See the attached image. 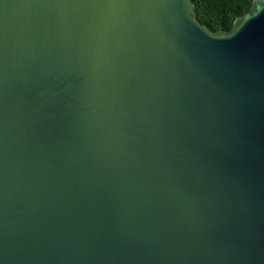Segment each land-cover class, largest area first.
I'll use <instances>...</instances> for the list:
<instances>
[{"label":"water","instance_id":"1","mask_svg":"<svg viewBox=\"0 0 264 264\" xmlns=\"http://www.w3.org/2000/svg\"><path fill=\"white\" fill-rule=\"evenodd\" d=\"M0 264H264V0H0Z\"/></svg>","mask_w":264,"mask_h":264},{"label":"trees","instance_id":"2","mask_svg":"<svg viewBox=\"0 0 264 264\" xmlns=\"http://www.w3.org/2000/svg\"><path fill=\"white\" fill-rule=\"evenodd\" d=\"M195 19L211 32L228 31L252 0H189Z\"/></svg>","mask_w":264,"mask_h":264}]
</instances>
